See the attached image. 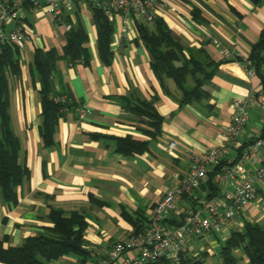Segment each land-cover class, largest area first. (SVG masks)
Masks as SVG:
<instances>
[{
  "label": "crops",
  "instance_id": "crops-1",
  "mask_svg": "<svg viewBox=\"0 0 264 264\" xmlns=\"http://www.w3.org/2000/svg\"><path fill=\"white\" fill-rule=\"evenodd\" d=\"M26 16L33 43L26 60L19 61L20 74L9 76V113L20 141L19 160L28 173L17 188L16 205L0 197V240L5 247L19 246L52 225L48 219L52 210L67 215L79 211L88 222L85 264H97L102 249L134 232L126 213L147 219L166 192L187 176L191 156L223 143L234 100L264 89L260 78L248 76L243 63L235 60L248 57L264 30V0H167V7L158 9L156 19L185 49H202L215 62L229 61L208 83L207 98L185 104L172 80L165 78L161 83L154 75L149 53L139 39L136 24L142 22L123 36L119 17L111 43L113 61L106 65L98 52L92 7L85 1L74 5L64 19L72 27L85 29L90 62L72 66L59 60L52 75L53 90L86 104L92 115L79 119L71 112L60 118L56 144L50 148L41 134V83L33 71V57L37 49H54L62 55L68 31L45 10H28ZM214 39L233 54L231 59L223 56ZM140 101L153 103L162 116L160 134L151 136L147 119L133 110ZM261 115L257 107L250 110L243 143L254 139ZM124 137L145 141L148 149L130 156L118 153L114 139ZM172 140L180 146L170 153L167 147ZM262 156L248 165L251 171L264 166ZM256 186L257 199L246 208L241 224H264V181ZM217 239L198 240L190 254L207 253L206 264H222L218 256L222 243ZM237 255L239 264H248L242 251ZM47 264L80 262L68 256Z\"/></svg>",
  "mask_w": 264,
  "mask_h": 264
},
{
  "label": "trees",
  "instance_id": "trees-1",
  "mask_svg": "<svg viewBox=\"0 0 264 264\" xmlns=\"http://www.w3.org/2000/svg\"><path fill=\"white\" fill-rule=\"evenodd\" d=\"M98 32V52L106 65H111L113 52L111 50L114 25L109 22L104 13L92 8ZM197 17V12L194 11ZM139 39L144 44L150 57V67L154 75L163 83L164 79L172 80L181 96V103L207 98L208 83L219 68L229 62H215L202 49H185L181 42L168 30L165 24L155 19L153 26L137 23ZM88 40L83 27L74 26L67 32V41L63 54L59 55L54 49L44 51L37 49L33 57V71L40 78L42 127L41 134L45 146H55V134L59 119L72 112L76 104L56 103L52 75L59 60L64 59L70 65L82 62L89 64L90 52L85 47ZM244 64L242 59H235ZM256 76L264 88V30L257 43L252 46L248 55ZM21 65L18 52L5 47L0 54V197L8 205L18 202L17 188L22 184L27 170L19 160L20 141L15 134L10 119V75H19ZM65 108L69 112L63 111ZM134 111L147 119V124L153 129L148 131L151 136L161 132L163 118L155 109L153 103L138 102ZM115 150L126 156L143 153L148 149V143L137 141L131 137L115 138ZM209 189L216 188L209 182ZM100 204H102L99 201ZM128 221L134 227V233L139 232L145 225L146 219L141 214L126 213ZM50 227L39 231L35 236L28 237L19 246L5 247L0 240V264H47L59 261L63 257L76 256L80 264H85L89 257L85 239L88 222L83 212L74 211L67 215L62 211L52 210L48 217ZM240 250L248 257V264H264V224L246 221L243 230H235L223 242L218 250L222 264H239ZM208 254L197 256L183 255L177 264H206ZM150 264H175L169 260H160Z\"/></svg>",
  "mask_w": 264,
  "mask_h": 264
},
{
  "label": "built area",
  "instance_id": "built-area-1",
  "mask_svg": "<svg viewBox=\"0 0 264 264\" xmlns=\"http://www.w3.org/2000/svg\"><path fill=\"white\" fill-rule=\"evenodd\" d=\"M82 1L100 9L114 27L122 17L123 36L136 22L151 26L158 9L167 7V0H0V54L9 47L18 52L19 61L26 60L28 47L33 43L26 26L28 10L47 11L69 31L72 25L65 21L64 13ZM213 44L221 48L226 59L232 58L233 54L220 41L214 39ZM243 61L248 76L255 77L248 57ZM53 99L56 103L76 104L72 112L79 119L92 115L86 104L70 96L54 95ZM253 107L261 110L262 123L254 139L243 143ZM233 109L223 143L193 154L187 176L166 192L144 227L102 249L97 264H150L160 260L177 264L183 255L194 252L198 240L216 236L218 243H223L234 228L243 230L241 217L257 199L256 183L264 181V166L254 171L248 168L259 155H263L264 162V89L252 91L244 99H235ZM63 111L69 112L67 108ZM179 146L178 141L172 140L167 150L172 153ZM209 182L215 191L209 189ZM185 200L189 204L184 205Z\"/></svg>",
  "mask_w": 264,
  "mask_h": 264
}]
</instances>
